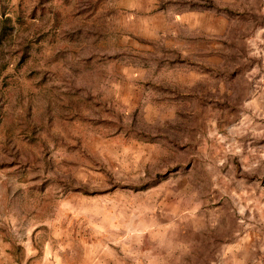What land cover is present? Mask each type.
Instances as JSON below:
<instances>
[{
    "label": "rangeland",
    "instance_id": "1",
    "mask_svg": "<svg viewBox=\"0 0 264 264\" xmlns=\"http://www.w3.org/2000/svg\"><path fill=\"white\" fill-rule=\"evenodd\" d=\"M190 1L0 0V264H264V0Z\"/></svg>",
    "mask_w": 264,
    "mask_h": 264
},
{
    "label": "trees",
    "instance_id": "2",
    "mask_svg": "<svg viewBox=\"0 0 264 264\" xmlns=\"http://www.w3.org/2000/svg\"><path fill=\"white\" fill-rule=\"evenodd\" d=\"M202 2L200 3H194L192 1H190V3L192 5H199L200 7L203 8H213L217 11L219 10H224L226 12H232L228 7H220L218 4L214 3L212 0H201ZM246 15V14H245ZM10 18L8 16H0V40L3 36L6 35L7 31L11 28L10 26ZM21 55L25 54V49H21L20 50ZM114 125L116 126L117 130H123L125 134H133L136 137L140 138L142 141L145 142H155L158 139H164L166 141H171L173 143L172 140H170V138H168L167 136H163V135H158V134H152L149 132H145L142 131L140 129H136L132 124L129 125H125L123 123L120 122V120L113 122ZM5 164L4 159H0V166ZM158 179L157 178H150L149 180L143 181L140 184H130V186L128 185H120L121 187H130L133 189H144L147 188L151 185H155L157 183ZM110 185L112 187L118 186L119 184H117L115 181H113L112 179H110ZM71 186L74 190L76 191H80L82 193L85 194H90V193H99V191H90L88 190L87 187L82 186V185H66V187Z\"/></svg>",
    "mask_w": 264,
    "mask_h": 264
}]
</instances>
